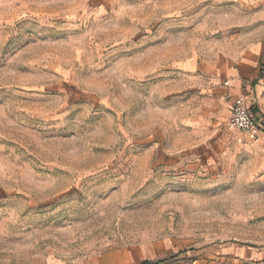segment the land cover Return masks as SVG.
I'll list each match as a JSON object with an SVG mask.
<instances>
[{
  "label": "rangeland",
  "instance_id": "obj_1",
  "mask_svg": "<svg viewBox=\"0 0 264 264\" xmlns=\"http://www.w3.org/2000/svg\"><path fill=\"white\" fill-rule=\"evenodd\" d=\"M177 254L264 264V0H0V264Z\"/></svg>",
  "mask_w": 264,
  "mask_h": 264
},
{
  "label": "crops",
  "instance_id": "obj_2",
  "mask_svg": "<svg viewBox=\"0 0 264 264\" xmlns=\"http://www.w3.org/2000/svg\"><path fill=\"white\" fill-rule=\"evenodd\" d=\"M258 53H259V49L255 48V49L245 53L241 57V66L238 69L226 68L223 70L224 75H226L225 77L230 79V83H232V85L234 87L239 86L241 78H248V79L257 78V64L259 61V56H258L259 54ZM233 92H234L235 96L231 100V104H230V108H229L230 115H231L232 106H233L235 100L239 96H244L247 99L248 105L253 110L254 114L257 116V118L261 119L262 114L258 110H256V108L252 107V106H254L253 100L249 97L248 94H238L239 93L238 89L233 90Z\"/></svg>",
  "mask_w": 264,
  "mask_h": 264
},
{
  "label": "built area",
  "instance_id": "obj_3",
  "mask_svg": "<svg viewBox=\"0 0 264 264\" xmlns=\"http://www.w3.org/2000/svg\"><path fill=\"white\" fill-rule=\"evenodd\" d=\"M230 125L237 130L253 133L255 135L263 132L261 119L257 118L254 114L244 96H239L232 106Z\"/></svg>",
  "mask_w": 264,
  "mask_h": 264
},
{
  "label": "trees",
  "instance_id": "obj_4",
  "mask_svg": "<svg viewBox=\"0 0 264 264\" xmlns=\"http://www.w3.org/2000/svg\"><path fill=\"white\" fill-rule=\"evenodd\" d=\"M179 254L175 255V256H172L170 259H167V260H161V261H145L141 264H166L168 263V261L172 260V259H175L176 257H178Z\"/></svg>",
  "mask_w": 264,
  "mask_h": 264
}]
</instances>
